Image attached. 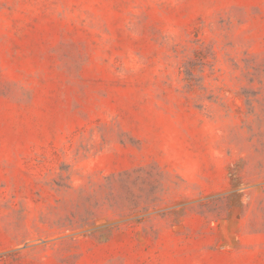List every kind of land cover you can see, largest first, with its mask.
I'll return each instance as SVG.
<instances>
[{
    "label": "rangeland",
    "instance_id": "obj_1",
    "mask_svg": "<svg viewBox=\"0 0 264 264\" xmlns=\"http://www.w3.org/2000/svg\"><path fill=\"white\" fill-rule=\"evenodd\" d=\"M0 264H264V0H0Z\"/></svg>",
    "mask_w": 264,
    "mask_h": 264
}]
</instances>
